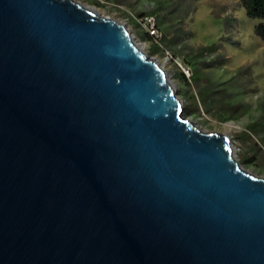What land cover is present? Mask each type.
<instances>
[{
    "label": "water",
    "instance_id": "1",
    "mask_svg": "<svg viewBox=\"0 0 264 264\" xmlns=\"http://www.w3.org/2000/svg\"><path fill=\"white\" fill-rule=\"evenodd\" d=\"M0 264H264V177L125 23L0 0Z\"/></svg>",
    "mask_w": 264,
    "mask_h": 264
},
{
    "label": "rangeland",
    "instance_id": "2",
    "mask_svg": "<svg viewBox=\"0 0 264 264\" xmlns=\"http://www.w3.org/2000/svg\"><path fill=\"white\" fill-rule=\"evenodd\" d=\"M125 23L157 60L201 130L227 134L241 166L264 177V41L239 0H74ZM153 14L150 41L135 17ZM214 50L200 53L203 46ZM177 62L191 67L187 81Z\"/></svg>",
    "mask_w": 264,
    "mask_h": 264
},
{
    "label": "trees",
    "instance_id": "3",
    "mask_svg": "<svg viewBox=\"0 0 264 264\" xmlns=\"http://www.w3.org/2000/svg\"><path fill=\"white\" fill-rule=\"evenodd\" d=\"M242 7L245 10V14L250 19L257 20L256 24L254 25V33L264 41V0H239ZM147 35V34H146ZM150 39V36L147 35ZM216 47L215 44H211L208 46H203L199 49L200 53H204L207 51L214 50ZM180 76L182 80L187 81L184 73L180 71Z\"/></svg>",
    "mask_w": 264,
    "mask_h": 264
},
{
    "label": "built area",
    "instance_id": "4",
    "mask_svg": "<svg viewBox=\"0 0 264 264\" xmlns=\"http://www.w3.org/2000/svg\"><path fill=\"white\" fill-rule=\"evenodd\" d=\"M136 22L139 26L144 30V32L150 36L151 41L157 42L160 39V30L158 24L156 22V18L153 14L147 13L143 15H139L135 17ZM181 68V71L184 73L186 77H191L192 71L191 67L187 65H183L180 62H177Z\"/></svg>",
    "mask_w": 264,
    "mask_h": 264
},
{
    "label": "bare ground",
    "instance_id": "5",
    "mask_svg": "<svg viewBox=\"0 0 264 264\" xmlns=\"http://www.w3.org/2000/svg\"><path fill=\"white\" fill-rule=\"evenodd\" d=\"M97 14H99L100 16L102 17H105V18H111V17H108L106 16L105 14H103L104 12H102L101 9L97 8V7H94V6H90ZM119 21V20H118ZM136 46L141 49V50H144L145 51V48H144V45L139 43L137 40H136ZM157 62V60H155ZM158 65L161 66V64L159 62H157ZM162 67V66H161Z\"/></svg>",
    "mask_w": 264,
    "mask_h": 264
}]
</instances>
